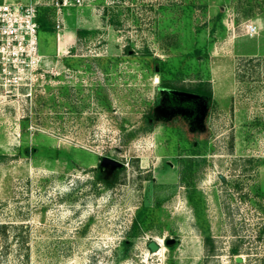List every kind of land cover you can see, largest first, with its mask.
Listing matches in <instances>:
<instances>
[{"label": "rangeland", "instance_id": "374dc122", "mask_svg": "<svg viewBox=\"0 0 264 264\" xmlns=\"http://www.w3.org/2000/svg\"><path fill=\"white\" fill-rule=\"evenodd\" d=\"M29 1L38 61L0 73V264H264V0ZM198 83L200 116L171 110Z\"/></svg>", "mask_w": 264, "mask_h": 264}, {"label": "built area", "instance_id": "2783aa9c", "mask_svg": "<svg viewBox=\"0 0 264 264\" xmlns=\"http://www.w3.org/2000/svg\"><path fill=\"white\" fill-rule=\"evenodd\" d=\"M37 15L34 1L0 2V73H19L23 65L38 61ZM247 31L254 32L255 26L249 23Z\"/></svg>", "mask_w": 264, "mask_h": 264}, {"label": "flooded vegetation", "instance_id": "af4514ba", "mask_svg": "<svg viewBox=\"0 0 264 264\" xmlns=\"http://www.w3.org/2000/svg\"><path fill=\"white\" fill-rule=\"evenodd\" d=\"M165 88L169 91L189 93L195 96L194 98H191L189 100H184V101H178V99L174 98V102L170 103L171 110L178 111V112L181 111V115L183 114L189 117L198 118L200 116V113H202V109L206 108L210 104L211 99H212V94H211V98H209L207 95L191 89L192 87H186L184 85L183 86L171 85ZM170 99H171V96H170ZM121 167L122 166H120V168ZM118 168H116V171L118 170ZM113 175H115V173Z\"/></svg>", "mask_w": 264, "mask_h": 264}, {"label": "trees", "instance_id": "16d2710c", "mask_svg": "<svg viewBox=\"0 0 264 264\" xmlns=\"http://www.w3.org/2000/svg\"><path fill=\"white\" fill-rule=\"evenodd\" d=\"M37 22H38V25L40 26L41 20L38 18V15H37ZM38 30H39V28H38ZM191 89L198 91V92H201V93L207 95L209 98H211L212 91H211V86L209 85V83L207 85L198 83L197 85H195Z\"/></svg>", "mask_w": 264, "mask_h": 264}, {"label": "water", "instance_id": "95a60500", "mask_svg": "<svg viewBox=\"0 0 264 264\" xmlns=\"http://www.w3.org/2000/svg\"><path fill=\"white\" fill-rule=\"evenodd\" d=\"M166 242H167V243H170L171 240H167ZM149 246H150V248L153 249V250L157 248V244H156L154 241L150 242V243H149ZM240 260H241V259H240L239 257L236 258V261H240Z\"/></svg>", "mask_w": 264, "mask_h": 264}, {"label": "crops", "instance_id": "0c3cea01", "mask_svg": "<svg viewBox=\"0 0 264 264\" xmlns=\"http://www.w3.org/2000/svg\"><path fill=\"white\" fill-rule=\"evenodd\" d=\"M2 1H4V0H0V2H2ZM9 1H15V2H22V3H25V2H27L28 0H24V1H21V0H9Z\"/></svg>", "mask_w": 264, "mask_h": 264}]
</instances>
